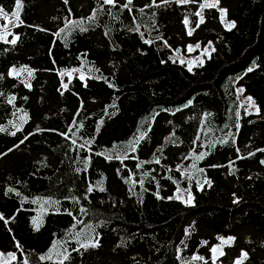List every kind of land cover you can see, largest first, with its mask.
Here are the masks:
<instances>
[{
  "label": "trees",
  "instance_id": "16d2710c",
  "mask_svg": "<svg viewBox=\"0 0 264 264\" xmlns=\"http://www.w3.org/2000/svg\"><path fill=\"white\" fill-rule=\"evenodd\" d=\"M202 1L21 0L16 42H0L9 264H213L228 236L225 264H264V0H219L230 29L213 7L199 23ZM191 44L213 50L189 71L172 55Z\"/></svg>",
  "mask_w": 264,
  "mask_h": 264
},
{
  "label": "rangeland",
  "instance_id": "374dc122",
  "mask_svg": "<svg viewBox=\"0 0 264 264\" xmlns=\"http://www.w3.org/2000/svg\"><path fill=\"white\" fill-rule=\"evenodd\" d=\"M206 2L207 3H212L213 0H203L199 4V8H198V12L200 13L199 19L202 16V10L204 8H206V7H202V5L205 4ZM213 8H216L219 11L220 20H221L223 26L226 29H230L229 27H227V25L230 24V23H233V22L226 18V14L222 15L221 9H223V8H221L219 6V4L216 7H213ZM17 24H18V19H17L16 16H13L12 14H7V18L6 19L0 18V42H11L13 40H16V34L14 33L13 29H14V27ZM212 50H213V47H212L211 44H208L205 47H200L199 44H191V45H188L186 47L185 52H183V53H179V52L173 53L172 59H174V60H176V61H178L180 63H183L189 69V68H192V67L196 66L198 63H202L204 58L207 57L211 53ZM21 71H22V69L14 67V68L10 69L9 74L11 76H17ZM74 73L82 75L80 72H74V71H68L65 74L67 76H71ZM241 90H242L241 87H239L237 89V95H238V99H239V102H240V105L242 106V108L245 111H247V112H256L257 108H256L255 104L254 105L250 104V102L247 99L249 96L244 95L243 94V90L242 91ZM15 127H17V126H15ZM199 188H202V187L199 186ZM189 193L193 197V193H192V191L190 189H182V188L178 187L170 198L174 199V200H179L185 205H192L193 199H192V203L191 204H188V203L185 202L187 200V198H188ZM176 197H180V199H177ZM34 220L39 225L40 224V214L39 215L37 214L36 216H34L32 218V224H33ZM33 226L36 228V226L34 224H33ZM228 237H230V236H228ZM228 237H220V238L227 239ZM220 238H218L217 243H215L210 248L209 260L213 264H225V263L221 260L222 256H218V254H216V256H214V254L212 253L211 249L213 247H218L225 254V247L231 246L232 243H233L232 242L230 245H222ZM242 253H244V252H241L238 257L234 258V260H233V262L231 264H236L237 260H242V262H243L244 258L242 257ZM13 255L15 256V259H16L17 255H16L15 252L0 253V264H9L10 262L14 261L15 259H12ZM194 256H200V257H202L201 260H205V258L203 256H201V255L195 254Z\"/></svg>",
  "mask_w": 264,
  "mask_h": 264
},
{
  "label": "snow or ice",
  "instance_id": "6c2138e0",
  "mask_svg": "<svg viewBox=\"0 0 264 264\" xmlns=\"http://www.w3.org/2000/svg\"><path fill=\"white\" fill-rule=\"evenodd\" d=\"M177 2L184 4V3H190V2H192V0H177ZM131 3H132V0H127V3L124 5V7H127ZM153 3H155V0H153ZM218 3H219V0H213L212 3H207L206 2L205 4L202 5V7H216L218 5ZM103 4L115 6L116 0H103ZM21 6H22L21 5V0H16V8H17V11L13 12L12 15L13 16H16L17 19L19 18V8ZM221 13H222V15L226 14V10L221 9ZM196 15L200 16V13L197 12ZM0 18H3V19H6L7 18V13L4 12V9L3 8H0ZM203 22H204V20H203V17L201 16L199 23H203ZM184 23L186 25L188 24L187 19H185ZM197 26H199V25H197ZM227 27L234 28L235 27V23H230V24L227 25ZM61 31H63V29H61ZM189 34H191V32H189ZM57 35H59V33H57ZM11 42L14 44L16 42V40H13ZM25 70L26 69H22V71H25ZM252 70L253 69L250 67L247 71L248 72H251ZM189 71H191V68H189ZM29 76H31V72H29ZM26 86L30 87V85H26ZM64 87L66 88L67 85H64ZM247 99L250 102V104L254 105V102L252 101V98L251 97H248ZM11 102H12V100L10 99L9 100V103H11ZM257 111H259V109H257ZM0 131H5V129L0 128ZM17 131H19V128L17 129ZM15 134H16L15 132H12L11 133V135H15ZM142 138H143V135H141L140 139H142ZM224 142L226 143L227 141H224ZM259 151H264V149H260ZM124 158H127V157H124ZM201 158H202V156H198L197 157V159H201ZM156 162L159 163V160H157ZM261 163L264 164V160H262ZM88 190L91 191L92 190L91 187H89ZM12 191H13L12 188H8L7 189V192H12ZM7 192L5 194H7ZM176 198L177 199H180V197H176ZM192 199H193V197L189 193L188 198H187V200L185 202L188 203V204H191L192 203ZM234 202H237L238 203V201H234ZM0 220H4L5 224L8 223V221L5 220V218L2 215H0ZM33 224L36 226V229L38 230L39 229V225L37 224V222L35 220L33 221ZM234 239H235L234 237H228L227 239L220 238L222 245H230L233 242ZM98 246H99V240L98 239H96L94 241L93 240H89V241H87L85 243H82L80 245V247L84 248L85 250H87V248H89V247L95 248V247H98ZM17 247H20V246L17 245ZM74 251H79V249H74ZM211 251L214 254V256H216V254H218V256H223L224 255L223 251L220 248H218V247H213L211 249ZM242 257L244 259H246L247 258V253L246 252L242 253ZM68 258L69 257L67 255H64V257H63L64 260H67ZM12 259H15V256L14 255L12 256ZM39 259L40 260H45V259H49L50 260L51 259V256H47V257L40 256ZM193 259L194 260H201L202 257H200V256H194ZM23 264H28V261H24ZM61 264H63V261H61ZM236 264H242V260H237L236 261Z\"/></svg>",
  "mask_w": 264,
  "mask_h": 264
}]
</instances>
